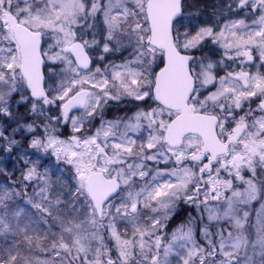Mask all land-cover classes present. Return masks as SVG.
I'll return each mask as SVG.
<instances>
[{"label": "snow or ice", "instance_id": "6c2138e0", "mask_svg": "<svg viewBox=\"0 0 264 264\" xmlns=\"http://www.w3.org/2000/svg\"><path fill=\"white\" fill-rule=\"evenodd\" d=\"M234 6L245 16L189 32L184 0H0V115L30 105L40 121L27 125L30 147L73 169L70 215L83 209L84 222L95 225L84 243L103 230L91 255L80 240L61 238L46 257L264 264V0ZM206 42L222 50V60L194 55ZM117 53L119 62L111 59ZM124 100L135 107L106 120L109 103ZM61 126H70L69 136ZM7 131L0 129V140ZM40 169L26 161L19 182L0 186V229L10 233L32 207L17 188L63 205L50 199ZM181 204L196 216L169 228ZM105 233L114 248L104 247ZM17 259L0 248V264Z\"/></svg>", "mask_w": 264, "mask_h": 264}, {"label": "rangeland", "instance_id": "374dc122", "mask_svg": "<svg viewBox=\"0 0 264 264\" xmlns=\"http://www.w3.org/2000/svg\"><path fill=\"white\" fill-rule=\"evenodd\" d=\"M208 1L211 2V8L215 7V10L220 11L223 9V0ZM196 5V0L190 1L191 11H193L192 9H194ZM218 18L220 19V17ZM237 18L242 17H228L225 19ZM216 20L203 16L200 17V20L195 21L191 18H188V16H184L185 27L189 32H194L201 27L215 28L218 26V22H216ZM219 49L220 48L217 45H213L207 50H203L202 48L198 50V58L205 57L213 61L219 60V58L222 56V50ZM101 54V52H95L93 55L94 57H99ZM127 55L128 53L125 52L124 56L126 57ZM111 59L115 62H119L120 54L117 53L116 55L111 56ZM22 95H26V93L22 92ZM16 99L17 101H19V97H17ZM20 106L23 109L27 110L26 114L28 112L31 113L30 105H21L17 103L12 106L11 116L0 115V117L11 118L15 114L17 109L21 110ZM134 107L135 105L128 100H124L119 103H109L104 111V118L110 121L117 120L118 118L124 117L126 114H128L129 110ZM95 124L98 125L99 120H97ZM67 128V131L62 128L60 130L57 129V131L62 133L64 137H67L70 135V126H67ZM0 129H2L1 125ZM27 132L30 135L28 137V145L26 147L18 146L17 149L15 147L18 145L17 140L5 134V146L2 150V154L0 155V171L2 173H7L9 171L8 165L9 161H11V152L15 148V152H13V154L15 156L17 155L18 160L20 159L24 163L26 161H35L36 163L41 165V171L47 172V178L52 189V196L50 197V199H52L53 203L57 199L62 200L63 205L57 209L56 207L50 206L47 203L37 201L35 197L32 196L31 192L27 194L26 198L24 197L23 189L17 188V192H19V194L21 195V202H26L27 199H30L32 207L29 209H25L23 215L19 220V224L15 225L10 233L7 229H0V236L3 237V239L0 240V248L4 249L6 252L17 253L18 259L14 262V264H41V261L45 259H48L49 264H60V262L55 258L46 257L45 250L50 251L52 244L59 243L61 238L69 244H72L74 238L78 239L86 249L90 250V255L95 253V251L100 247L98 236L103 233V230L100 229L97 233L92 234L90 243H84L85 239L89 238L88 234L92 233V229L93 227H95V225L84 222L85 218L83 209L77 211L75 215H70L74 207L72 190L73 183L76 180L73 169L71 167L67 168L68 165L63 163L62 160H57L54 158V160L52 161L50 160V157H53L52 155L44 153L39 149L30 147L32 135L29 130H27ZM13 139L16 141V143L12 146L11 150H8L7 141ZM8 184L12 183H8L4 179L0 180V186H7ZM254 207H258V205H254L253 208ZM46 210H50L51 218H49V216L45 214ZM249 210L251 211L252 209ZM175 213L176 214L173 216L169 228H175L180 223L186 221L190 216H196L195 211H193L188 206L185 208V206H183L182 204L176 208ZM41 221L46 222L50 227L46 228L44 224L41 223ZM10 222L15 223L14 221ZM53 224H59L60 228L58 229L56 227H51V225ZM117 227H120L122 234L123 230L125 228H128V235H131L130 226L118 224ZM103 245L108 249L114 248L113 243L108 239L106 233L104 234ZM72 251L75 252V246H73ZM111 255L113 260L117 258L114 251L111 253Z\"/></svg>", "mask_w": 264, "mask_h": 264}, {"label": "trees", "instance_id": "16d2710c", "mask_svg": "<svg viewBox=\"0 0 264 264\" xmlns=\"http://www.w3.org/2000/svg\"><path fill=\"white\" fill-rule=\"evenodd\" d=\"M190 1L191 0H185L184 2V16H188V18H191L192 20H195V21L200 20V17H203L204 16L203 14L207 10L212 9L211 2H209L208 0H196L197 5L194 9H192L193 11H191ZM210 18L211 19L213 18L216 20L218 17L214 16ZM196 53H198V51H196ZM20 108L21 110L17 109V111L11 118H1L0 117L1 128L2 129L7 128L8 130L6 135H8L11 138H15L17 140L18 145L15 146L16 149L18 146L26 147L28 145V137L30 135L27 132L28 130L27 125L29 123H35V124L40 123L39 120H36L34 118L32 113L28 112L26 114L27 110L23 109L21 106ZM52 114H55V113H52ZM61 128L65 129L66 131L68 130L67 126H61L58 130H60ZM4 146H5V140H0V155L2 154V150ZM14 149L11 152L12 154L11 161H9V165H8L9 171L7 173H2L0 171V180L4 179L8 183H12L13 185H15L16 182H19L20 173L21 171L25 170V163L20 159L18 160L17 155L15 156L13 154V152H15ZM50 160L53 161L54 157H50ZM67 168H70V167L67 166Z\"/></svg>", "mask_w": 264, "mask_h": 264}, {"label": "flooded vegetation", "instance_id": "af4514ba", "mask_svg": "<svg viewBox=\"0 0 264 264\" xmlns=\"http://www.w3.org/2000/svg\"><path fill=\"white\" fill-rule=\"evenodd\" d=\"M235 0H223V3H222V6H223V9L220 11V10H215V7L212 8V9H209L207 10L203 15L204 17H207V18H210V17H220L217 18L218 20H216V22H218V25H221V23L223 22V20L225 18H228V17H238L236 14L239 13V17H244L245 16V12H241L238 8H236L235 6ZM231 6V7H230ZM215 44H212V43H205V46L203 47V50H207L209 49L211 46H213ZM223 57L221 56L219 58V60H222ZM227 64H231V66L234 68L236 67L235 64H232L231 61H227L226 62ZM255 67L258 68L260 65H259V61H255ZM248 70H252L254 71L255 68H252V67H249ZM252 107H255V105H252ZM183 205V204H182ZM185 206V208L187 207L186 205H183Z\"/></svg>", "mask_w": 264, "mask_h": 264}]
</instances>
